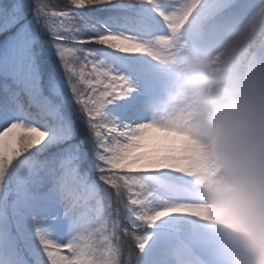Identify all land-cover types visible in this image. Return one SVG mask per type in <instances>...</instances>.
<instances>
[{
  "label": "snow or ice",
  "instance_id": "1",
  "mask_svg": "<svg viewBox=\"0 0 264 264\" xmlns=\"http://www.w3.org/2000/svg\"><path fill=\"white\" fill-rule=\"evenodd\" d=\"M256 17L264 0H0V264H223L160 166L192 149L147 104L177 38Z\"/></svg>",
  "mask_w": 264,
  "mask_h": 264
},
{
  "label": "clouds",
  "instance_id": "2",
  "mask_svg": "<svg viewBox=\"0 0 264 264\" xmlns=\"http://www.w3.org/2000/svg\"><path fill=\"white\" fill-rule=\"evenodd\" d=\"M174 48L155 62L160 88L147 112L192 150L160 166L182 171L188 202L214 217L223 264H264V17Z\"/></svg>",
  "mask_w": 264,
  "mask_h": 264
},
{
  "label": "trees",
  "instance_id": "3",
  "mask_svg": "<svg viewBox=\"0 0 264 264\" xmlns=\"http://www.w3.org/2000/svg\"><path fill=\"white\" fill-rule=\"evenodd\" d=\"M3 40V37H0V41H2Z\"/></svg>",
  "mask_w": 264,
  "mask_h": 264
}]
</instances>
